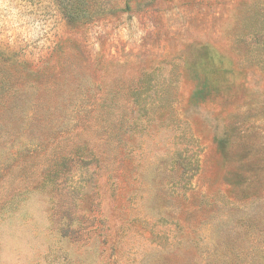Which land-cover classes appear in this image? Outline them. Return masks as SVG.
<instances>
[{
	"label": "rangeland",
	"instance_id": "obj_1",
	"mask_svg": "<svg viewBox=\"0 0 264 264\" xmlns=\"http://www.w3.org/2000/svg\"><path fill=\"white\" fill-rule=\"evenodd\" d=\"M0 264H264V0H0Z\"/></svg>",
	"mask_w": 264,
	"mask_h": 264
},
{
	"label": "trees",
	"instance_id": "obj_2",
	"mask_svg": "<svg viewBox=\"0 0 264 264\" xmlns=\"http://www.w3.org/2000/svg\"><path fill=\"white\" fill-rule=\"evenodd\" d=\"M72 20H74V19L72 18Z\"/></svg>",
	"mask_w": 264,
	"mask_h": 264
}]
</instances>
